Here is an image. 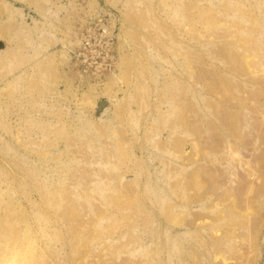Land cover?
I'll return each instance as SVG.
<instances>
[{
  "label": "rangeland",
  "instance_id": "obj_1",
  "mask_svg": "<svg viewBox=\"0 0 264 264\" xmlns=\"http://www.w3.org/2000/svg\"><path fill=\"white\" fill-rule=\"evenodd\" d=\"M0 264H264V0H0Z\"/></svg>",
  "mask_w": 264,
  "mask_h": 264
},
{
  "label": "built area",
  "instance_id": "obj_2",
  "mask_svg": "<svg viewBox=\"0 0 264 264\" xmlns=\"http://www.w3.org/2000/svg\"><path fill=\"white\" fill-rule=\"evenodd\" d=\"M76 42L71 55L80 78L100 82L116 69L119 48L113 12L88 18L78 31Z\"/></svg>",
  "mask_w": 264,
  "mask_h": 264
},
{
  "label": "bare ground",
  "instance_id": "obj_3",
  "mask_svg": "<svg viewBox=\"0 0 264 264\" xmlns=\"http://www.w3.org/2000/svg\"><path fill=\"white\" fill-rule=\"evenodd\" d=\"M3 235V234H2ZM10 243V241L8 242V244Z\"/></svg>",
  "mask_w": 264,
  "mask_h": 264
}]
</instances>
